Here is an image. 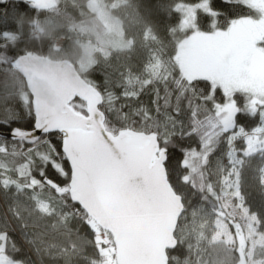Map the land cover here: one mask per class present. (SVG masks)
<instances>
[{
	"label": "snow or ice",
	"instance_id": "6c2138e0",
	"mask_svg": "<svg viewBox=\"0 0 264 264\" xmlns=\"http://www.w3.org/2000/svg\"><path fill=\"white\" fill-rule=\"evenodd\" d=\"M223 2L248 12L221 26L211 0H176L169 11L178 19L168 28V43L158 38L147 46L140 74H122L125 98L151 87L155 115L147 108L122 113L117 97L88 79L60 82L23 101L34 115L24 128L0 122V154L8 153L9 138L15 142L11 155L21 160L11 169L0 163V264H28L17 259V238L39 251L49 230L64 237L56 250L65 258L91 246L96 251L87 264H120L122 220L132 211L174 215L178 207L191 215L193 227L211 216L220 236L230 234L225 226L238 234L264 230V216L247 203L241 181L247 159L264 158V0ZM202 15L210 19L208 30L201 28ZM239 115L259 123L248 128ZM177 136L198 142L182 150L186 174L178 180L193 196L200 194L190 213L187 193L176 191L166 166ZM222 143L228 165L218 158L213 169L211 156ZM258 171L264 188V167ZM206 203H212L208 210ZM73 222L86 226L92 239Z\"/></svg>",
	"mask_w": 264,
	"mask_h": 264
},
{
	"label": "trees",
	"instance_id": "16d2710c",
	"mask_svg": "<svg viewBox=\"0 0 264 264\" xmlns=\"http://www.w3.org/2000/svg\"><path fill=\"white\" fill-rule=\"evenodd\" d=\"M176 0H127L125 8H121L117 16L121 20L122 39L120 45L109 47L108 51L93 50L89 55L84 54L81 41L83 38L90 40L101 38L105 34V28L97 15L90 11L87 0H56L55 6L48 11H38L32 4L23 0H4L0 2V96L10 98L24 92L27 99H31L23 76L15 67L16 60L27 52L46 57L52 61L66 60L72 63L84 79H92L98 90L102 93L112 92L116 97L115 106L120 107L122 113H130L139 108L151 110L155 115L152 104L155 98L151 87L142 92L135 99L125 98L122 93L124 86L121 80L123 73L131 71L140 74L148 58L147 46L153 44L158 38L165 44L168 43V28L177 22L178 17L170 12L171 4ZM211 6L219 10L217 24L225 26L231 19L246 14L248 9L239 5L227 4L223 0H211ZM202 30H208L210 19L207 16L200 17ZM125 46V47H124ZM167 51V50H166ZM161 95L163 91L161 90ZM217 97L223 99L219 90ZM238 103L242 106L243 98L237 96ZM22 106V104H21ZM21 116L1 115L0 122L11 121L10 127H26V120L34 119L27 109L22 106ZM7 112L19 114L18 108L10 107ZM21 113V112H20ZM114 119L115 115L110 114ZM133 120L139 121V117L133 115ZM238 122L251 128L259 123V118L239 115ZM8 149L7 154H0V163L9 169L21 162L20 157H13L11 150L15 143L8 138L4 141ZM241 142H237L240 146ZM197 147L195 138H174L170 145L169 160L166 166L170 172V182H173L177 192L187 193L189 213L192 206L200 204V194L192 195L187 186L178 183L179 178L186 174L181 167L183 159L182 150ZM227 146L220 144L211 156L212 167L215 168L216 160L221 163L225 157ZM264 165V158L256 154L247 159L241 172L242 189L246 193V200L253 211L264 216V188L259 183L258 169ZM13 175L14 173H9ZM215 179V177H213ZM15 192V188L9 190ZM4 199L3 189H0V201ZM214 203V201L212 202ZM212 203H206L205 209L212 207ZM54 223V219L47 221ZM212 217L208 216L203 224L197 221L193 227L192 217L188 213H182L174 237L176 247L167 251V264H211L216 260L219 250L211 244L213 228ZM80 228L79 234L88 240L92 239L89 229L81 227L73 222L74 230ZM264 231V230H261ZM31 232V230H30ZM29 239H32L31 235ZM64 237L59 232L49 230V235L39 244H29L20 236L17 238L20 252L17 259L27 261L28 264H87L86 257L95 255V248L87 246L70 258L61 256L56 246H63Z\"/></svg>",
	"mask_w": 264,
	"mask_h": 264
},
{
	"label": "water",
	"instance_id": "95a60500",
	"mask_svg": "<svg viewBox=\"0 0 264 264\" xmlns=\"http://www.w3.org/2000/svg\"><path fill=\"white\" fill-rule=\"evenodd\" d=\"M23 1L38 11L51 10L56 3V0ZM15 67L23 76L31 98L37 91L46 93L60 82L84 80L69 61H52L32 52L19 57ZM181 214L178 207L174 215L160 211L127 214L122 220L121 243L116 249L120 264H167V251L176 247L174 232Z\"/></svg>",
	"mask_w": 264,
	"mask_h": 264
},
{
	"label": "rangeland",
	"instance_id": "374dc122",
	"mask_svg": "<svg viewBox=\"0 0 264 264\" xmlns=\"http://www.w3.org/2000/svg\"><path fill=\"white\" fill-rule=\"evenodd\" d=\"M126 4L127 0H87L88 8L97 15L104 26L105 34L103 37L93 40L83 38L81 45L84 54L89 55L93 50L106 52L109 47L120 45L122 22L117 13L120 12L121 8H125ZM25 100H27V96L24 92H19L17 96L12 95L10 98L0 96V116L4 114L9 115V117L21 116L23 112L21 104ZM10 107L18 108L21 113L7 112ZM222 164L228 165L226 155ZM225 227L226 231L230 233L229 235L220 236L214 230L212 232L211 244L215 245L219 252L216 260L211 264H264V231L249 234L245 229L238 234L234 228Z\"/></svg>",
	"mask_w": 264,
	"mask_h": 264
}]
</instances>
